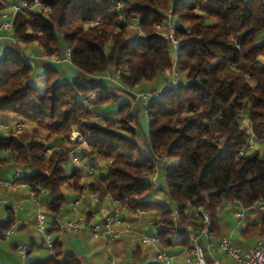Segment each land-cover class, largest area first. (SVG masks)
I'll return each instance as SVG.
<instances>
[{
	"label": "trees",
	"instance_id": "obj_1",
	"mask_svg": "<svg viewBox=\"0 0 264 264\" xmlns=\"http://www.w3.org/2000/svg\"><path fill=\"white\" fill-rule=\"evenodd\" d=\"M31 1L0 0V11ZM40 1L49 10L36 6L14 14L16 48L0 57V168L18 171L17 181L30 190L44 188L47 207L58 214L64 190L82 189V170L70 167L69 136L76 130L83 143L75 152L96 168L103 194L121 209L147 211L166 249L191 248L185 238H173L170 211L157 194L193 227L199 225L198 209L207 210L217 239L223 204L247 209L264 199L263 0ZM170 7L181 40L178 86L165 88L161 99H149L142 109L126 100L115 111L93 113L89 105L117 102L118 91L133 99L130 90L143 82L160 75L164 84L169 81L172 49L163 33ZM132 17L144 39L128 43ZM30 42L49 58L61 55L60 48L69 51L70 64L83 77L71 78L48 63L40 68L43 86H32L35 62L19 47ZM117 69L119 85L98 78ZM144 108L146 129L140 123ZM246 117L252 123L251 149ZM164 155L169 166L161 167L159 187L153 188L155 158ZM13 220L9 216L0 224V236ZM247 228L262 235L264 218ZM57 255L43 264H58ZM61 264L80 263L66 255Z\"/></svg>",
	"mask_w": 264,
	"mask_h": 264
},
{
	"label": "crops",
	"instance_id": "obj_2",
	"mask_svg": "<svg viewBox=\"0 0 264 264\" xmlns=\"http://www.w3.org/2000/svg\"><path fill=\"white\" fill-rule=\"evenodd\" d=\"M264 1V0H263ZM12 7V6H11ZM5 13L0 11V15ZM7 17L13 18L7 13ZM2 19L0 17V51L12 50L16 48L15 39L9 29L1 27ZM264 39V30L261 34ZM21 48V52L26 56H32L34 60V70L47 66L48 63L56 66L61 72L69 77H83V73L73 67L69 61L55 62L54 59L61 57L66 51L60 48L59 56L49 58L44 55L35 42L25 44V49ZM163 82V81H162ZM143 84V83H142ZM138 88L130 90L132 95L138 93H146L153 89L158 90L152 85L143 84ZM164 85V83H161ZM145 85V86H144ZM161 85V86H163ZM122 92L118 91V95ZM127 101L131 107L143 108L149 98L131 99V95L125 94ZM125 100V101H126ZM7 121V119H5ZM11 120V119H9ZM8 122V121H7ZM140 123L146 129V118L140 115ZM34 130V129H33ZM39 135V134H38ZM39 137H42L39 135ZM43 138V137H42ZM57 146L66 147L58 143ZM71 150H79V145H72ZM82 165V166H81ZM74 166L72 163L70 165ZM82 170L83 182L87 186H91L86 190L90 200L85 205L79 207L78 213H92L97 204H103L108 207H117L119 210L120 223L116 225L118 229H123L128 226L129 230L122 232L119 237L112 241H107L102 237H93L87 231L72 233L67 230L59 231L52 223L54 215L46 205L45 193L42 196L41 204L38 206L30 197V189L26 184H0V205L4 204L5 211L0 210V224L6 221L9 216L13 217V221L17 223L15 231L8 238L0 236V264H43L49 258L58 253L56 261L61 264L66 255H73L80 264H111L117 262L119 264H152L158 263L153 250L143 245L139 239V233L144 231L147 235L156 234V226L151 222V217L144 210V214L139 216L137 212L121 209L119 204L113 202L109 196L103 194V186L98 179L99 173L96 168H91L84 161L77 166ZM89 170H95L94 175L90 174ZM12 168L1 167L0 177L3 180L9 179ZM158 181V180H157ZM65 203L58 213L62 218H67L71 215L69 203L75 198L76 192L64 190ZM18 206L15 211L11 208ZM228 209L225 212L218 214L219 225L221 230L220 237H228L232 242L240 246L242 249L253 247L261 237L259 230H248V226L252 224H260L264 218V211L257 203L251 208H242L237 203H227ZM44 207L50 216L45 215L40 209ZM41 212L45 215L44 226L50 232L51 240L54 245V252L50 254L42 250V235L35 229L36 214ZM12 221V222H13ZM146 227V229H145ZM219 237V238H220ZM39 238V243L37 239ZM211 240L215 242L217 238L211 236ZM29 244V249L25 255L17 252V247L21 244ZM175 258V264H180L185 257L190 254V251L181 245H176L168 249L163 248Z\"/></svg>",
	"mask_w": 264,
	"mask_h": 264
},
{
	"label": "built area",
	"instance_id": "obj_3",
	"mask_svg": "<svg viewBox=\"0 0 264 264\" xmlns=\"http://www.w3.org/2000/svg\"><path fill=\"white\" fill-rule=\"evenodd\" d=\"M42 6L45 10H49L48 5H42L40 0H32L31 3L23 2L20 5H13L14 14L18 11L25 12L26 10ZM166 16V28L163 33V38L169 41L172 49V69L169 73V81L165 84V88H176L178 86L176 62L178 57V52L181 44V40L175 36V27L171 22V7L165 13ZM2 19L1 27L11 30L12 19L7 17L5 13L0 15ZM136 18L132 17L131 23H128L127 30V42L133 43L135 41L143 40L144 34L136 26ZM32 58V56H29ZM69 61V51H65L61 57L54 59L55 62ZM120 74V69H117L113 74H106L98 78H104L114 84L119 85L118 77ZM97 79V77L95 78ZM137 97L141 98H155L161 99L163 91L152 90L146 93L135 94ZM146 109L142 111V115L146 116ZM244 127L249 133L247 138V148H252L254 145L252 136V123L246 117L243 120ZM15 125L17 127H22L20 121H16ZM2 127H7V124H1ZM69 140L74 144L83 143V138L80 133L76 130H72L69 136ZM241 153V152H240ZM71 163L73 165H80L81 160L78 154L71 150L70 152ZM82 166V165H81ZM168 157L157 156L154 162V176L152 178V187L158 188L159 184L156 179L161 167L167 168ZM90 174L93 170H89ZM20 176L18 171L11 173L9 179L3 180L0 177V184H22L17 181ZM83 189L87 187L86 183H82ZM45 193L44 188H40L39 191L30 190V197L36 205L41 204L42 196ZM91 198L85 194H78L70 203L71 215L67 218H62L59 214H54L52 216L53 225L59 230H67L72 233H79L87 231L93 237H102L107 241H112L120 236L122 232L128 231V226L123 229H118L117 224L120 223L119 210L117 207H108L103 204H97L95 210L92 213H78L79 207L85 205ZM111 199V198H110ZM113 202L118 203L117 200L111 199ZM1 202V200H0ZM161 202L170 211V218L172 221V226L174 230L182 237L185 238L190 244V254L183 259L180 264H264V233L261 235L257 244L253 247L242 249L240 246L232 242L228 237H220L215 242L211 240V219L209 212L205 209H198L200 215L199 225L193 227L191 225L185 224L181 220L179 211L170 205L167 197H162ZM260 208L264 211V199L259 202ZM18 206H13L11 209L16 210ZM145 212L143 209H138L137 214L143 215ZM45 215L41 212L36 214L35 229L42 235V248H44L50 254L54 252V245L51 240L50 232L46 230L44 226ZM17 223L13 221L8 229L2 233V237L8 238L10 234L15 231ZM146 229V227H145ZM139 239L143 245L150 247L158 261L159 264H175V258L173 255L169 254L160 246L159 237L154 235H147L144 231L139 233ZM29 249V244L24 243L17 247V252L21 255H25ZM111 264H119L117 262H112Z\"/></svg>",
	"mask_w": 264,
	"mask_h": 264
},
{
	"label": "rangeland",
	"instance_id": "obj_4",
	"mask_svg": "<svg viewBox=\"0 0 264 264\" xmlns=\"http://www.w3.org/2000/svg\"><path fill=\"white\" fill-rule=\"evenodd\" d=\"M4 11H5V13H7L8 15H10L11 17L13 16V14H14V12H13V7H11V6H6V7H4V9H3ZM260 39H261V37H259ZM19 47H23L24 49H25V44H23V43H20L19 44ZM1 49V48H0ZM3 51L1 50L0 51V57L3 55ZM163 77H164V75H160V76H158L154 81H147V82H143V84H147V86H150V85H152L153 87L155 86V87H157L158 88V90L159 91H164L165 90V84L163 85V84H161V83H165L162 79H163ZM179 79L180 78H182L181 76H179L178 77ZM163 81V82H162ZM30 84L32 85V86H34V87H38V88H41L42 86H43V75H42V69H38V70H35L34 71V74H33V76H32V78H31V82H30ZM142 84V85H143ZM161 85H163V86H161ZM145 86V85H144ZM133 96V100H135V99H137V98H141V97H137L135 94L134 95H132ZM127 99V97H126V95L124 94V93H122L121 95H119V98H118V101L117 102H109V103H106V104H104V105H89V108H90V110L93 112V113H104V112H112V111H115L116 110V107H117V105L119 104V103H121V102H123V101H125ZM140 109H142V108H140ZM143 116V115H142ZM144 117V116H143ZM145 118H146V116H145ZM20 128V127H19ZM40 136H42L43 137V134L42 133H38ZM38 135V136H39ZM41 137V138H42ZM72 145H76V144H74V143H72ZM95 171V170H94ZM94 171H93V173H92V175H94ZM82 183H83V181H82ZM90 189V186L88 185L85 189H83V187H82V189H80L79 191H77L76 192V196L78 195V194H80V193H82V194H85L86 196H89V195H87V193H86V190H89ZM75 196V197H76ZM90 197V196H89ZM162 198V194L161 193H159V194H157L156 195V199L157 200H160ZM4 207H5V205L4 204H1L0 205V210H2V211H5V209H4ZM41 208V207H40ZM228 209V207L226 206V204H223L221 207H220V209H219V212H218V214H221V212L223 211V212H225L226 210ZM42 212H44V214L46 215H48V216H50V213L48 214L47 213V210L44 208V207H42L41 209H40ZM137 212V211H136ZM140 216V215H139ZM181 236L178 234V233H176V234H174L173 235V238L174 239H178V238H180ZM37 243H39V238L37 239ZM42 250H44L45 252H46V250L43 248Z\"/></svg>",
	"mask_w": 264,
	"mask_h": 264
}]
</instances>
